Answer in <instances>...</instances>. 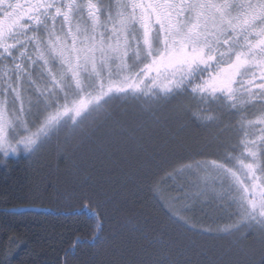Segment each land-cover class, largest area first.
Returning <instances> with one entry per match:
<instances>
[{"label": "snow or ice", "instance_id": "6c2138e0", "mask_svg": "<svg viewBox=\"0 0 264 264\" xmlns=\"http://www.w3.org/2000/svg\"><path fill=\"white\" fill-rule=\"evenodd\" d=\"M185 92L238 113L259 102L255 119L241 115L237 155L185 164L178 173L196 178L187 199L211 192L227 202L232 222L197 233L232 241L217 259L234 252L246 264H264V0H0L4 157L34 160L62 133L77 146L94 143L97 133L111 143L126 133L114 119L117 101L148 97L144 112L160 124L162 106ZM154 191L163 192L159 185ZM92 216L99 245L103 222Z\"/></svg>", "mask_w": 264, "mask_h": 264}, {"label": "trees", "instance_id": "16d2710c", "mask_svg": "<svg viewBox=\"0 0 264 264\" xmlns=\"http://www.w3.org/2000/svg\"><path fill=\"white\" fill-rule=\"evenodd\" d=\"M147 101L128 97L115 103L114 119L126 133L111 143L97 133L94 143L77 146L62 133L34 160L0 154L7 161L0 163V264H246L234 252L217 259L234 247L231 240L197 234L232 217L213 212L219 204L213 197L204 203V197L187 199L189 183L177 188L176 180L185 164L237 155L241 115L255 119L259 102L238 113L185 92L162 106V123L156 124L144 112ZM217 137L226 142H214ZM154 185L195 229L171 216ZM93 211L103 222L99 245ZM247 245L258 255L255 241Z\"/></svg>", "mask_w": 264, "mask_h": 264}, {"label": "rangeland", "instance_id": "374dc122", "mask_svg": "<svg viewBox=\"0 0 264 264\" xmlns=\"http://www.w3.org/2000/svg\"><path fill=\"white\" fill-rule=\"evenodd\" d=\"M21 2H24V0H21ZM257 82H259V81H257ZM257 117V116H256ZM257 127H259V126H257ZM2 156H3V154L2 153H0ZM21 154H23V153H21ZM20 154V155H21ZM24 155V154H23ZM4 157V156H3ZM8 157H18V156H16V155H9ZM8 157H5V158H8ZM180 177H179V179H177L176 180V182H177V188H182L183 186H185V185H187L188 183H189V186H190V189H192L191 188V184H192V181L193 180H195L196 178L195 177H188V176H184V175H179ZM190 178H191V180H190ZM190 180V181H189ZM214 195L215 194H213V193H211V192H209L208 193V195L206 196V198L204 197V200L205 201H203V203L204 202H207V200H208V197H214ZM219 204H217V207H216V210H213V212L215 213V212H218V213H220L221 215H223V214H228L224 209H226L227 208V202L226 201H221V200H219V199H215ZM185 205H186V201L184 200V210H186L187 208L185 207ZM229 211H230V209H229Z\"/></svg>", "mask_w": 264, "mask_h": 264}]
</instances>
